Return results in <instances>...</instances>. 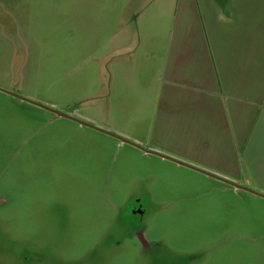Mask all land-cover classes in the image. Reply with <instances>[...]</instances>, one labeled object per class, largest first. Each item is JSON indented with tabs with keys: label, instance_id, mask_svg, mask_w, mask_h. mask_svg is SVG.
I'll use <instances>...</instances> for the list:
<instances>
[{
	"label": "rangeland",
	"instance_id": "obj_1",
	"mask_svg": "<svg viewBox=\"0 0 264 264\" xmlns=\"http://www.w3.org/2000/svg\"><path fill=\"white\" fill-rule=\"evenodd\" d=\"M142 1L0 0V264H264V191L227 175L250 172L230 116L225 134L223 114L196 123L190 147L172 142L176 126H156L174 107H162L163 94L181 90L166 81L199 78L198 64L171 61L192 60L190 46L210 42L204 0H158L140 18ZM130 28L135 79L115 78L105 106L100 61ZM53 110L80 111L99 130L108 115L127 144L79 131ZM224 137L233 162L220 160ZM139 200L146 247L127 213Z\"/></svg>",
	"mask_w": 264,
	"mask_h": 264
},
{
	"label": "crops",
	"instance_id": "obj_2",
	"mask_svg": "<svg viewBox=\"0 0 264 264\" xmlns=\"http://www.w3.org/2000/svg\"><path fill=\"white\" fill-rule=\"evenodd\" d=\"M156 2L159 1L143 0L139 11L140 18L146 11V6L151 7ZM204 3L207 28L209 33L211 32L210 42L206 45H191L190 50L194 51L192 60L182 61L179 57L171 61V64L178 66L193 65L194 67L198 64L202 70L197 69L200 73L198 79L194 75L188 77L182 75L166 81L169 85H172V82L177 83L181 90L163 94L162 107L168 108L169 101L174 103V107L171 114L168 113L165 116L160 114L157 118L159 121L156 125L157 130H161L162 125L163 127L173 125L174 128L176 126L177 132L171 137L172 142L175 137L177 143L190 147L197 143V134L194 132L196 123H206V116L223 114V118L218 122L224 127L225 134L226 116L229 115L232 129H236L237 137L241 142L240 151L243 163L250 172L248 178L239 175L237 171L232 173L233 170L227 175L229 178L233 176L239 178L240 181L244 180L247 186L252 184L264 191V101L263 107L259 102L264 100V0H204ZM130 5L128 15L137 8L136 5ZM130 31L129 41L114 48L109 57L100 61L102 64L100 70L106 66V76L100 72V77L103 78L102 85L104 83L107 86L105 106H109L108 101L115 78L120 83L126 84L132 83L135 79L134 66L137 60L139 36L133 28H130ZM145 63L146 72L154 73V70L149 67L150 63ZM212 70L219 73L218 84L213 82ZM100 96H105V94ZM196 102L199 104L198 107ZM78 112L80 115V111ZM79 115L78 117L60 115L56 117L68 119L73 123L70 125L79 131H85L94 136L96 131L98 137H102L106 140L105 142H110L120 149L127 144L118 138L119 134L116 131L114 132L108 115L99 123L102 128H105L104 130L91 126L90 122H95L91 118L87 119L89 117ZM197 115L199 120L195 121ZM245 116L247 120H251L250 133L247 137L244 133ZM217 141L211 135V141L209 140L208 143H217ZM219 142H223L220 146L224 147L220 150V155L223 154L220 160L224 163L233 162L235 157H233L234 152L230 146L232 143L228 142L225 137ZM135 145L130 146L136 149L135 151L141 156H156L152 152L140 149L139 145ZM161 159L178 165L166 158L161 157Z\"/></svg>",
	"mask_w": 264,
	"mask_h": 264
},
{
	"label": "flooded vegetation",
	"instance_id": "obj_3",
	"mask_svg": "<svg viewBox=\"0 0 264 264\" xmlns=\"http://www.w3.org/2000/svg\"><path fill=\"white\" fill-rule=\"evenodd\" d=\"M144 200H139V201H133L131 202L128 208V214L131 216V220L133 221V224L135 226L134 232L139 236V239L141 240V242L144 244V246H147V243L145 241H143L142 239V234H141V227H140V220L144 215ZM133 232V233H134Z\"/></svg>",
	"mask_w": 264,
	"mask_h": 264
},
{
	"label": "water",
	"instance_id": "obj_4",
	"mask_svg": "<svg viewBox=\"0 0 264 264\" xmlns=\"http://www.w3.org/2000/svg\"><path fill=\"white\" fill-rule=\"evenodd\" d=\"M53 112H55L57 115H60V116H63V117H69V116H70L69 114H68V115L66 114V115H67V116H66L65 113L58 112L57 110H55V111L53 110ZM118 138H119L121 141L127 143L126 140H124V139H122V138H120V137H118ZM128 143H129V142H128Z\"/></svg>",
	"mask_w": 264,
	"mask_h": 264
}]
</instances>
